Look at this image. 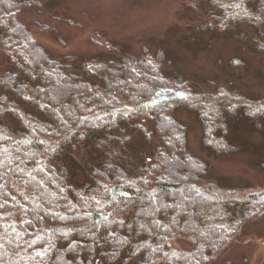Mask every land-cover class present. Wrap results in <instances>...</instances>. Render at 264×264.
<instances>
[{"label": "trees", "instance_id": "trees-1", "mask_svg": "<svg viewBox=\"0 0 264 264\" xmlns=\"http://www.w3.org/2000/svg\"><path fill=\"white\" fill-rule=\"evenodd\" d=\"M204 5L206 30L235 38L247 28L264 39V0ZM31 7L39 1L0 0V51L12 67L0 74V264H212L264 216V191H214L209 164L188 152L172 114L196 113L201 145L218 157L239 150L227 118L264 137V99L223 88L182 101L191 84L167 72L160 50L116 62L53 59L18 20ZM254 49L264 54V42ZM123 126L149 146L159 141L140 166L130 163ZM87 141L99 163L74 186L61 160Z\"/></svg>", "mask_w": 264, "mask_h": 264}, {"label": "rangeland", "instance_id": "rangeland-1", "mask_svg": "<svg viewBox=\"0 0 264 264\" xmlns=\"http://www.w3.org/2000/svg\"><path fill=\"white\" fill-rule=\"evenodd\" d=\"M37 1L40 7L22 10L18 20L53 59L116 62L160 50L171 61L167 72L177 73L191 84L190 90L184 88L178 94L182 101L189 103L196 99L195 93L214 94L223 88L249 100L264 99V54L254 49L264 39L247 28H236L239 34L235 38L215 26L206 30L204 23L209 20L202 14L207 11L204 0ZM233 59H241L243 67L232 68ZM11 69L0 51V74ZM172 116L186 128L188 152L209 164L208 177L216 183L211 186L214 191L233 190L232 195L239 198L264 191V137L258 130L239 118L225 119L230 123L227 139L239 150L216 157L201 145L202 128L196 113L180 108ZM123 128L131 140L130 163L140 166L159 141L152 136L149 146L135 130ZM99 159L92 142L87 141L61 161L70 174V183L83 186L86 171ZM180 244L186 247L187 243ZM212 264H264V216L242 227L236 240Z\"/></svg>", "mask_w": 264, "mask_h": 264}, {"label": "snow or ice", "instance_id": "snow-or-ice-1", "mask_svg": "<svg viewBox=\"0 0 264 264\" xmlns=\"http://www.w3.org/2000/svg\"><path fill=\"white\" fill-rule=\"evenodd\" d=\"M0 206H2V205H0ZM38 255H39V253H38Z\"/></svg>", "mask_w": 264, "mask_h": 264}]
</instances>
